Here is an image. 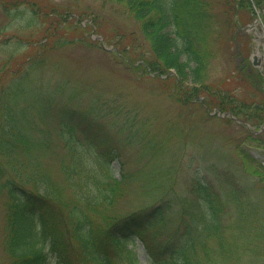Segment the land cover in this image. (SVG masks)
Segmentation results:
<instances>
[{"label":"rangeland","instance_id":"1","mask_svg":"<svg viewBox=\"0 0 264 264\" xmlns=\"http://www.w3.org/2000/svg\"><path fill=\"white\" fill-rule=\"evenodd\" d=\"M208 2L216 16L207 69L211 91L205 94L202 87L195 92L197 100L186 102L189 90L176 83L173 69L158 74L148 67L146 61L153 57L149 43L126 8L104 0H0V87L20 72L16 70L31 75L32 93L20 101V107L31 108L20 126L34 141L46 142L47 147L35 153L62 200L74 202L70 186L86 182L84 173H102L103 164L119 182V195L112 206L98 208L93 217L96 231L106 228L104 216L132 215L160 201L170 205L163 224L146 230L144 243L134 238L122 249L132 250L138 264H149L148 246L160 249L188 222L197 179L221 194L234 189L235 182H251L248 194L258 195L264 217L259 177L243 167V156L248 155L264 168V128L251 139L249 129L256 127L244 125L246 116H232L213 105L232 103V95L238 98L232 105L244 102L255 108L264 103V95L248 80L258 75L263 91L264 62L252 64L257 47L247 28L258 17L264 21V1L259 8L247 9L234 0L232 13L224 12L223 0ZM240 55L252 62L249 70L241 67ZM69 129L80 145L76 152L65 141ZM105 150L111 153L103 160ZM75 157L81 166L73 174ZM9 206L4 191L0 264L13 263L4 244ZM223 217L226 224L236 218L229 206ZM252 248L255 252L236 264H264V253L258 257ZM72 264L84 263L74 259Z\"/></svg>","mask_w":264,"mask_h":264},{"label":"trees","instance_id":"2","mask_svg":"<svg viewBox=\"0 0 264 264\" xmlns=\"http://www.w3.org/2000/svg\"><path fill=\"white\" fill-rule=\"evenodd\" d=\"M104 1L126 8L140 22V30L153 55L146 61L148 67L158 74L173 69L176 83L189 90L191 98L186 102L197 100L195 92L202 87L205 94H210L207 69L213 50L209 42L214 37L216 16L209 0ZM263 1L237 0V5L259 8ZM233 2L223 0L225 13L233 9ZM27 64L31 67L33 62ZM16 71L20 72L0 87V194L5 191L10 202L4 244L12 264H51L52 257L55 264H72L74 259L84 264H138L132 250L123 252L122 249L133 242L134 237L144 243L146 230L163 224L170 205L160 201L132 215L104 216L106 228L96 231L93 217L100 206L113 205L119 195V182H114L108 166L101 164L102 173H84L86 182L69 185L74 202L68 204L62 200L35 153L36 149L46 148V142H36L29 132H22L20 123L31 107H20V101L28 100L32 93L31 85L28 86L31 75L27 70ZM248 80L255 91L264 95L258 75H249ZM231 99L232 103L238 101L234 95ZM224 102L213 105L232 116H246L243 122L256 127L255 130L264 124L263 102L255 104V108L244 102L236 105ZM64 135L68 149L78 151L80 145L73 130L69 129ZM254 135L258 136L249 132L251 139ZM254 141L261 143L258 139ZM109 153V150L102 153L103 160ZM243 158V167L259 177L258 191L262 194L264 168L251 156ZM73 161L74 174L81 163L76 157ZM250 183L235 182L234 189L221 194L197 179L191 189L196 198L195 208L187 212L188 222H184L182 230L160 249L148 246L149 264H236L255 252L252 247L257 248L256 256L261 257L264 217L258 195L248 194L252 188ZM57 205H61L59 209ZM228 206L236 217L231 224L223 222ZM72 241L77 242V246Z\"/></svg>","mask_w":264,"mask_h":264},{"label":"flooded vegetation","instance_id":"3","mask_svg":"<svg viewBox=\"0 0 264 264\" xmlns=\"http://www.w3.org/2000/svg\"><path fill=\"white\" fill-rule=\"evenodd\" d=\"M262 13L264 15V8H263V12ZM262 21H261V18L258 17L255 20V22H257V23H253V24H251V26H249L250 27V30L249 31H252V33L254 34V40L256 41V47H257V49H256V54H254L252 56L253 58L255 57V62L254 63L246 61L242 55H240L238 57V59H240L241 61H243V64L241 66L243 69L246 68V70H249L248 69L249 67H247V64L248 63H252L255 66L257 63L264 62V55H262V53L259 51V47L262 46L261 45V42H262V44H264V29L262 28V25L264 26V21L263 22ZM261 23H262V25H261Z\"/></svg>","mask_w":264,"mask_h":264}]
</instances>
